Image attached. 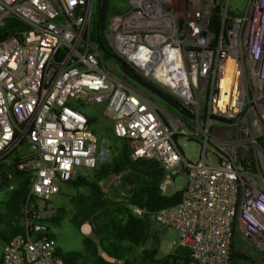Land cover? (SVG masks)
<instances>
[{
    "label": "built area",
    "instance_id": "built-area-1",
    "mask_svg": "<svg viewBox=\"0 0 264 264\" xmlns=\"http://www.w3.org/2000/svg\"><path fill=\"white\" fill-rule=\"evenodd\" d=\"M93 3L0 0V27L13 25L0 39V188L14 190L15 171L28 175L25 233L0 245V264H67L44 219L61 185L111 157L80 110L91 105L109 110L133 160L159 164L162 196L169 184L180 193L152 213L130 208L147 215L150 236L187 249L190 264H229L236 223L264 258V0H246L241 15L228 0H128L109 19L111 53L193 118L164 110L105 66L90 40ZM191 141L194 163L182 154Z\"/></svg>",
    "mask_w": 264,
    "mask_h": 264
},
{
    "label": "trees",
    "instance_id": "trees-1",
    "mask_svg": "<svg viewBox=\"0 0 264 264\" xmlns=\"http://www.w3.org/2000/svg\"><path fill=\"white\" fill-rule=\"evenodd\" d=\"M118 10L119 8L111 4L110 0H96L90 40L98 50L103 47L108 52H112L106 39V28L109 19ZM212 21L213 23L217 21L216 12L213 13ZM11 22L7 20L0 27V39L13 33V25L9 24ZM100 58L104 63L106 60H113L104 53L100 54ZM121 70L123 71L122 68ZM123 75L124 79L131 81L124 71ZM87 118L91 125L96 122L90 115H87ZM106 139L111 148L110 159L93 169L90 176L76 175L66 183L70 189H73V194L68 196L71 208L69 212L64 207L56 208L54 214L44 219L49 236L54 239L51 227L59 226L64 216L69 213V223L77 229L83 224H88L93 238L82 235L81 248L74 251L62 252L56 245V253L65 263L117 264L105 261L100 255L101 252L114 261H120V264L154 263L159 240L149 234L150 221L147 215L137 217L132 214L130 208L137 207L145 213H152L178 203L180 193L162 196L159 183L164 177V172L159 164L153 160H133L127 141L114 137L112 129ZM14 176L15 188L9 192L7 200L0 206V245L7 243L17 234L25 233L22 206L28 191V175L26 172L15 171ZM112 176L120 178L119 190L123 196L121 202L107 199L101 189L100 183ZM59 193H63L62 189ZM234 226L237 232L236 223ZM146 244H151L149 249L133 255L135 248ZM240 249V245L232 241L229 264H256L253 261V254L257 252H243ZM190 263L189 251L181 247L176 248L160 261V264Z\"/></svg>",
    "mask_w": 264,
    "mask_h": 264
},
{
    "label": "rangeland",
    "instance_id": "rangeland-1",
    "mask_svg": "<svg viewBox=\"0 0 264 264\" xmlns=\"http://www.w3.org/2000/svg\"><path fill=\"white\" fill-rule=\"evenodd\" d=\"M94 3L93 5L95 4ZM111 4H113L115 7H121V8H127L128 0H110ZM246 7V0H228V10L229 12L235 14V15H241L243 14ZM105 66L111 70L112 72H117V67L119 65L114 62L113 60H106ZM145 95L147 94L150 96V98L156 102H160L161 108H164V110L173 112L172 109L168 110V107L159 99H155L154 96H151L152 93L145 92ZM162 102V103H161ZM83 114L92 116L96 122L92 125L93 133L97 136H102L104 138H108L110 134V130L112 129L113 125V116L109 112V110L104 105H91V106H85L83 107ZM180 114V113H177ZM119 146V144H118ZM199 145L196 142H188L185 146V148L182 150V154L184 158L190 162H196L199 159ZM207 158L209 162L215 163V159L213 157V154L209 151L207 153ZM78 173L80 175H91V171L85 170V169H79ZM120 178L119 176H112L100 183L101 189L103 193L105 194V197L107 199H110L115 202H121V198L123 196L121 195L120 188ZM174 186L179 189L181 186V178L176 177L174 178ZM62 194L58 193L57 195L53 196L49 202L48 207L53 208V214L55 213L56 208L64 207L67 212L70 210V204L68 202V196L73 194V189H70L67 185H61ZM173 192V185L169 184L167 186V194L171 195ZM9 191H7L5 188H0V206L3 202H5L8 198ZM42 203H39V207H41ZM69 213H67L64 218L61 220L59 226L51 227V231L54 234V239L56 242V245L59 247V249L62 252L67 251H74L79 250L81 248V241H82V234L80 233L79 229L75 228L69 223ZM87 225V224H86ZM89 226V225H88ZM82 227V226H81ZM90 229V226H89ZM238 231V230H237ZM237 235V232H235ZM157 234V232H156ZM89 238H93L91 232L87 236ZM158 251L157 255L155 256V262L151 264H160V261L170 254L172 252V246L166 241L165 238H162L160 241H158ZM151 244L143 245L139 248H135L133 255H138L142 250L149 249ZM251 247V246H250ZM101 254H104L101 252ZM247 257H249L248 254H246ZM257 259H254L253 261L256 264H264V258L262 256H256Z\"/></svg>",
    "mask_w": 264,
    "mask_h": 264
},
{
    "label": "water",
    "instance_id": "water-1",
    "mask_svg": "<svg viewBox=\"0 0 264 264\" xmlns=\"http://www.w3.org/2000/svg\"><path fill=\"white\" fill-rule=\"evenodd\" d=\"M100 51L107 55V57L113 59L118 63V65L126 72V74L129 76L130 80L137 85L141 86L142 88L148 90L150 93L155 95L157 98L162 100L164 103H166L168 106H170L172 109L178 111L183 116H186L188 118H193L192 115L184 108L182 107L178 102H176L174 99L166 95L164 92H162L157 87L153 86L152 84H149L148 82L144 81L127 63H125L123 60L118 58L115 54L108 52L103 47L100 49Z\"/></svg>",
    "mask_w": 264,
    "mask_h": 264
},
{
    "label": "flooded vegetation",
    "instance_id": "flooded-vegetation-1",
    "mask_svg": "<svg viewBox=\"0 0 264 264\" xmlns=\"http://www.w3.org/2000/svg\"><path fill=\"white\" fill-rule=\"evenodd\" d=\"M124 71V70H123ZM123 71L121 70V68L120 67H117V74H120L121 76H123V77H125L124 75H123ZM125 72V71H124ZM126 73V72H125ZM129 82H131V85L136 89V90H138L139 92H141V93H143V94H145L144 93V91L145 92H148V90H146V89H144V88H142L141 86H139V85H137L136 83H134V82H132V81H129ZM147 95V94H146ZM148 96V95H147ZM151 96H154L155 97V99H159V98H157L155 95H153V94H151ZM148 97H150V96H148ZM160 100V99H159ZM154 101V100H153ZM162 101V100H161ZM158 106H161V104H160V102H156V101H154ZM163 102V101H162ZM161 102V103H162ZM164 103V102H163ZM168 108H170V106H168L166 103H164ZM162 107V106H161Z\"/></svg>",
    "mask_w": 264,
    "mask_h": 264
},
{
    "label": "crops",
    "instance_id": "crops-1",
    "mask_svg": "<svg viewBox=\"0 0 264 264\" xmlns=\"http://www.w3.org/2000/svg\"><path fill=\"white\" fill-rule=\"evenodd\" d=\"M233 242H235V243H238V245H240V247H241V251H248V252H250V253H253V252H256L255 250H253V248L252 247H250L248 244H246L245 242H243V241H241L240 239H239V237H238V235H236L235 234V236H234V239H233ZM258 254V253H257ZM257 254H253L254 255V259H257V257L256 256H259V254L257 255Z\"/></svg>",
    "mask_w": 264,
    "mask_h": 264
},
{
    "label": "bare ground",
    "instance_id": "bare-ground-1",
    "mask_svg": "<svg viewBox=\"0 0 264 264\" xmlns=\"http://www.w3.org/2000/svg\"><path fill=\"white\" fill-rule=\"evenodd\" d=\"M80 229L84 233L89 231V228L87 227V225H82V227Z\"/></svg>",
    "mask_w": 264,
    "mask_h": 264
}]
</instances>
